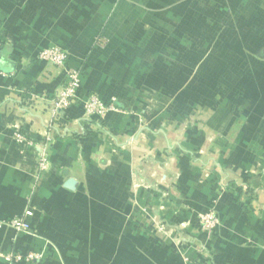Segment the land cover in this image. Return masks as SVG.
I'll return each mask as SVG.
<instances>
[{
  "label": "crops",
  "instance_id": "0c3cea01",
  "mask_svg": "<svg viewBox=\"0 0 264 264\" xmlns=\"http://www.w3.org/2000/svg\"><path fill=\"white\" fill-rule=\"evenodd\" d=\"M50 47L80 85L38 176L12 134L51 125L65 73L37 59ZM0 69V254L264 264V0H0ZM91 94L115 109L87 119Z\"/></svg>",
  "mask_w": 264,
  "mask_h": 264
},
{
  "label": "built area",
  "instance_id": "2783aa9c",
  "mask_svg": "<svg viewBox=\"0 0 264 264\" xmlns=\"http://www.w3.org/2000/svg\"><path fill=\"white\" fill-rule=\"evenodd\" d=\"M37 59L50 64L57 70H62L65 73V82L58 92L48 98L47 102L50 104L49 112L51 116V125L48 126L41 139L34 141L24 132L15 130L12 134V140L17 145L36 149L37 174L41 176L49 166V150L54 144V127L52 122L58 119L61 112L66 110L70 106L72 100L76 98L80 85V77L77 70L68 68V54L59 47H50L41 50ZM0 76H4L1 69ZM81 106L83 116L90 120L103 119L109 112L115 109L112 104L103 103L96 94H91L85 98ZM198 222L202 232L210 234L218 225V219L214 208L212 207L206 213L201 214ZM6 225L10 226L16 232H26L34 235L27 225L25 218L14 217L6 222ZM42 257V253L37 250H28L26 252L12 251L0 254V258L7 264H37L42 260ZM183 264L194 263L185 257L183 258Z\"/></svg>",
  "mask_w": 264,
  "mask_h": 264
},
{
  "label": "trees",
  "instance_id": "16d2710c",
  "mask_svg": "<svg viewBox=\"0 0 264 264\" xmlns=\"http://www.w3.org/2000/svg\"><path fill=\"white\" fill-rule=\"evenodd\" d=\"M28 251V250H27ZM24 252H26V251H24Z\"/></svg>",
  "mask_w": 264,
  "mask_h": 264
}]
</instances>
